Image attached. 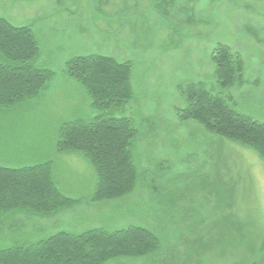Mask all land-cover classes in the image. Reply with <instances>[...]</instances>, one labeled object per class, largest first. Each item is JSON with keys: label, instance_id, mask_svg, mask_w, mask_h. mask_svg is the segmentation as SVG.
<instances>
[{"label": "rangeland", "instance_id": "374dc122", "mask_svg": "<svg viewBox=\"0 0 264 264\" xmlns=\"http://www.w3.org/2000/svg\"><path fill=\"white\" fill-rule=\"evenodd\" d=\"M0 17L31 26L36 65L54 71L39 97L0 112V164L52 160L61 191L82 201L50 218L0 216V248L61 231L136 225L159 236L162 260L264 264V160L177 115L186 105L179 86L204 82L234 110L264 122V0H0ZM219 44L243 59V85L217 82ZM86 55L132 64L133 98L113 115L137 131V183L131 194L101 203L90 201L97 174L87 157L57 151L61 124L99 114L66 74L69 59Z\"/></svg>", "mask_w": 264, "mask_h": 264}, {"label": "trees", "instance_id": "16d2710c", "mask_svg": "<svg viewBox=\"0 0 264 264\" xmlns=\"http://www.w3.org/2000/svg\"><path fill=\"white\" fill-rule=\"evenodd\" d=\"M39 55L31 26H15L0 17V112L45 91L54 71L36 65ZM212 61L221 87L244 84V61L228 45H217ZM66 74L84 88L99 114L61 124L57 151L82 153L94 166L97 183L91 202L131 194L138 178L133 152L137 131L129 118L113 114L133 98L132 64L106 55L75 56L66 62ZM179 90L186 101L177 111L181 121H193L211 134L252 148L264 160V122L234 110L204 82L187 83ZM53 166L52 160L19 168L0 164V216L26 213L50 218L79 206L81 199L68 197L59 188ZM161 254L160 238L152 229L90 227L0 248V264H109L123 259L185 264L173 257L162 260Z\"/></svg>", "mask_w": 264, "mask_h": 264}]
</instances>
